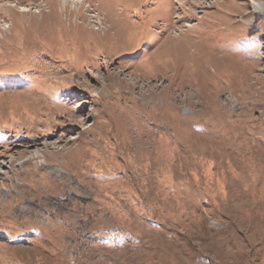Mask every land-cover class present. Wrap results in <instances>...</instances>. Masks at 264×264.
Instances as JSON below:
<instances>
[{
  "label": "rangeland",
  "instance_id": "374dc122",
  "mask_svg": "<svg viewBox=\"0 0 264 264\" xmlns=\"http://www.w3.org/2000/svg\"><path fill=\"white\" fill-rule=\"evenodd\" d=\"M0 264H264V0H0Z\"/></svg>",
  "mask_w": 264,
  "mask_h": 264
},
{
  "label": "bare ground",
  "instance_id": "6f19581e",
  "mask_svg": "<svg viewBox=\"0 0 264 264\" xmlns=\"http://www.w3.org/2000/svg\"><path fill=\"white\" fill-rule=\"evenodd\" d=\"M116 2V1H115ZM120 4V3H119ZM115 8V7H113ZM116 9V8H115ZM114 9V10H115ZM66 12V17H68V15H70L71 13H68L67 10L65 11ZM116 22L118 23V21H109L110 25L109 26H106L104 28H102L101 30L98 29L95 33V36H96V42H99L104 40V42L107 40H111L112 41H119L121 39V37L124 35V33H128V31L126 30L127 26L126 24L124 26H122L121 24L119 25H116V29H114L113 32H111V29L113 28V26L116 24ZM127 32H126V31ZM102 31V32H100ZM102 34V35H101ZM119 38V40H117ZM123 39V38H122ZM120 43V42H119ZM70 228V227H68Z\"/></svg>",
  "mask_w": 264,
  "mask_h": 264
}]
</instances>
